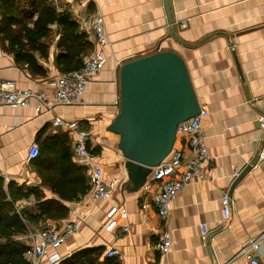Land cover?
I'll list each match as a JSON object with an SVG mask.
<instances>
[{"label": "crops", "instance_id": "crops-1", "mask_svg": "<svg viewBox=\"0 0 264 264\" xmlns=\"http://www.w3.org/2000/svg\"><path fill=\"white\" fill-rule=\"evenodd\" d=\"M47 2L57 13L68 14L88 36L93 48L84 57L95 50L91 26L95 16H102L106 22L109 45L105 50L107 60L87 84L80 104L56 105L52 111L43 108L39 112L35 106L40 100L34 97L26 108L0 110V179L6 186L14 182L40 187L45 200L59 201L68 210L63 219L44 218L38 225H30L17 240L30 247L39 239L38 230L78 223V232L56 251L61 256L56 264L85 250L95 251L98 264H245L241 252L251 240L259 242L258 255H263L264 0ZM183 23L187 26L182 27ZM49 29V36L41 41L49 47L47 56L35 54L46 74L33 72L28 63L18 61L6 51L8 43L0 40V80L12 81L17 89L33 90L52 100V84L61 72L56 63L61 35L57 24L49 25ZM159 51L182 56L200 107L210 114L203 122L209 160L201 174L177 194L167 222L160 219L154 203L158 187L152 181L153 170L141 188L129 179L126 160L118 148L120 137L111 130L120 112L121 66ZM55 117L78 122L79 128L88 132L91 162L82 166L84 176L90 185L91 168L103 170V181L113 186L107 201H93L91 191L73 201L60 199L52 186L56 181L73 180L74 174L61 176L60 162L48 169L47 160H43L41 174L34 159L29 158L32 144L42 148L43 154H50L52 143H65L70 144L71 161L75 163L76 133L55 127ZM174 147L185 149L181 137ZM236 172L239 176L235 178ZM224 195L233 202L227 221L221 204ZM26 202L35 200L20 201L17 208L22 206V211L38 214L35 205L27 206ZM112 206L128 216L109 232L105 228ZM201 225L208 229L205 237ZM167 228L172 233V249L161 258L156 243ZM113 247L118 255L110 258L107 253ZM38 264L51 263L44 258Z\"/></svg>", "mask_w": 264, "mask_h": 264}, {"label": "built area", "instance_id": "built-area-1", "mask_svg": "<svg viewBox=\"0 0 264 264\" xmlns=\"http://www.w3.org/2000/svg\"><path fill=\"white\" fill-rule=\"evenodd\" d=\"M91 26L94 34L95 50L91 55L84 57L83 66L74 71L60 72L55 78L54 97L47 99L44 95L37 94L33 90L17 89L12 81L0 80V110L5 107L26 108L31 105V100L37 97L40 104L35 106L41 112L43 108L52 111L56 105H78L81 97L85 93L87 84L95 78L105 64L107 57L105 50L109 45L107 25L100 15L92 19ZM187 24L183 23L182 27ZM207 110H200L196 116L183 121L178 125L177 137L183 139L185 149L174 147L170 155L156 168L153 169L152 181L158 187L154 196V203L160 219L168 221L173 200L177 194L195 176H199L203 166L209 160V152L206 145V134L203 128L204 120L209 116ZM53 125L61 129L75 131L76 140L74 142V162L83 167L90 166L91 155L87 149L88 132L79 128L78 122L68 121L61 117L53 119ZM191 157H187V152ZM40 155V148L37 144H32L28 148L29 158L35 159ZM264 157V155H263ZM235 178L239 173H235ZM112 185L109 186L103 181V170L99 167L91 168L90 191L95 202L107 201L112 193ZM27 206H33L34 202H26ZM225 221L230 219L232 199L224 195L221 199ZM22 211V206L17 208V212ZM127 212L120 210L118 206H112L107 212V231H113L121 226L127 219ZM79 225L76 222H65L61 228L45 227L37 231L38 241L30 246L26 258L30 264H38L40 260L47 258L51 264L60 261L61 256L56 251L65 241L78 232ZM128 227L125 231H128ZM202 234L205 237L208 229L201 225ZM259 242L251 240L243 247L241 254L245 258V264H264V254L258 255ZM52 249L54 253L49 254ZM172 249L171 230L164 229L157 238L156 250L161 258H165ZM110 258L116 257L118 251L113 247L108 251Z\"/></svg>", "mask_w": 264, "mask_h": 264}, {"label": "trees", "instance_id": "trees-1", "mask_svg": "<svg viewBox=\"0 0 264 264\" xmlns=\"http://www.w3.org/2000/svg\"><path fill=\"white\" fill-rule=\"evenodd\" d=\"M0 35L7 52L16 59L28 63V67L45 75V69L38 64L35 54L47 56L48 45L41 41L49 36V25L57 24L60 30L59 48L56 63L61 72L78 70L83 66V57L92 51L88 36L81 32L79 25L68 14L57 13L47 0H0ZM32 23V26L29 24ZM51 153H44L33 160V164L43 174V160L50 169L60 162L59 174L73 180L56 181L52 186L60 199L73 201L90 191L85 178V168L71 161V146L65 143H52ZM50 161H49V159ZM73 185V187H71ZM63 188V189H62ZM68 188H73L71 191ZM34 198L38 214L17 212L20 201ZM67 208L59 201L45 200L40 187L19 186L14 182L5 185L0 179V264H30L26 254L30 247L17 240L25 235L30 225H38L44 218L60 220L67 216ZM95 251L85 250L63 261L61 264H98Z\"/></svg>", "mask_w": 264, "mask_h": 264}, {"label": "water", "instance_id": "water-1", "mask_svg": "<svg viewBox=\"0 0 264 264\" xmlns=\"http://www.w3.org/2000/svg\"><path fill=\"white\" fill-rule=\"evenodd\" d=\"M119 81L120 112L111 130L120 137L129 179L141 188L174 149L178 125L201 107L186 62L176 52L125 62Z\"/></svg>", "mask_w": 264, "mask_h": 264}]
</instances>
